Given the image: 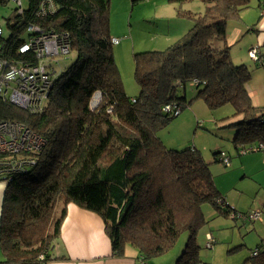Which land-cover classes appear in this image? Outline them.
Listing matches in <instances>:
<instances>
[{"label":"trees","instance_id":"trees-1","mask_svg":"<svg viewBox=\"0 0 264 264\" xmlns=\"http://www.w3.org/2000/svg\"><path fill=\"white\" fill-rule=\"evenodd\" d=\"M9 1L0 0V5ZM25 1L22 12L16 13L15 5L6 19L5 58L36 62L18 52L30 40L29 25L64 34L75 55L68 66H60L39 113L0 100V120L24 125L45 141L35 154L12 156V165L5 162L8 155L0 157V184L5 185L0 264L68 260L52 257L68 203L101 218L112 257H122L130 246L142 264H151L186 233L185 248L174 264H205L196 238L205 222L202 205L223 216L239 213L218 192L199 151L170 149L157 134L200 99L211 112L230 105L232 117H241L231 125L237 155L260 152L251 149L264 146V106L254 104L247 89L251 73L232 62L225 42L228 23H239L251 0H199L204 12L194 19L186 15L192 26L175 44L161 52L134 54V97L125 94L113 58L110 40L116 37L109 28L108 0ZM95 93L99 101L91 108ZM220 153L214 154L216 161ZM58 199L62 205L54 218ZM245 262L264 264V239Z\"/></svg>","mask_w":264,"mask_h":264},{"label":"rangeland","instance_id":"rangeland-1","mask_svg":"<svg viewBox=\"0 0 264 264\" xmlns=\"http://www.w3.org/2000/svg\"><path fill=\"white\" fill-rule=\"evenodd\" d=\"M256 2L257 0H251L249 8L240 13L241 26L243 28L252 25L256 26L261 22V10L256 6ZM14 6L15 4L12 1H9L6 5H0V26L3 29L4 35L8 33L6 19L11 15ZM24 6H26V1L21 0L20 7ZM108 10L111 36L121 39V44L118 46L114 45L115 43L112 39L110 40V43L114 45L112 46L113 58L125 94L129 97H134L138 93V87L134 79V54L161 52L170 45L175 44L192 26V20L186 18V15H191L192 19L197 16L199 17L204 12V5L199 0H138L134 4L130 0H108ZM177 13L185 15L178 16ZM232 24L233 22H229L227 25L225 39L227 43L229 40H232V36L236 32L235 29L232 30ZM250 38L252 37L249 34H245L244 37L240 38L238 43L230 48L231 60L236 58L246 64L249 60L255 63V60L249 56V51L253 49H250L251 45L254 46L256 44ZM219 45H222V43ZM74 55L75 53L72 51L65 58H57L59 65L65 68L73 61ZM259 56L260 60L261 58L264 59L261 53H259ZM260 66L264 65L260 64ZM260 66L252 68V72L255 73L257 70H263L264 67ZM192 98L193 95L191 94L189 99ZM232 114L233 109L230 105H225L211 112L202 100L196 99L191 103L189 109H186L179 116L175 117L167 127L160 130L157 134L162 143L170 149L179 150L194 147L199 151L203 161L209 166L216 187L219 185L221 190H218L228 199L234 194V184L243 183V180H239L241 175L230 174L234 166L225 167L220 160L216 161L214 154L218 152L230 154L232 163L233 161H238L240 158L236 155L232 146V139L236 128L231 127V125L238 122L241 117H232ZM197 123L199 126H197ZM61 205L62 200L58 199L54 210V218L57 217ZM208 205L204 204L201 207L203 216L205 207L214 209L211 205ZM232 218L236 219L235 217ZM204 220L205 222L199 227L196 234L197 243L200 247L201 261L209 264L210 256L215 254L217 260L212 264L231 262L234 256H237L241 252V249L232 250L231 246L229 248L231 251L227 252L228 249L220 241H222L221 238L238 237L237 228L234 227L233 220H229L232 226L226 225V218L223 215L213 218L206 215L204 216ZM216 223H218L216 228L209 231ZM206 231L210 232L213 239L210 246H207ZM185 244L186 233H181L169 250L153 258L150 263L174 264L179 259L182 250L185 248Z\"/></svg>","mask_w":264,"mask_h":264},{"label":"crops","instance_id":"crops-1","mask_svg":"<svg viewBox=\"0 0 264 264\" xmlns=\"http://www.w3.org/2000/svg\"><path fill=\"white\" fill-rule=\"evenodd\" d=\"M261 2H263L262 7L259 8L261 10V22L258 25L243 28L241 26V18L239 23L233 22L232 30L235 29L236 32L233 34L232 40H229L228 43L226 40V44L230 48L238 43L245 34H249L252 37L250 38L252 42L256 44L254 46L258 47L262 57H264V0ZM256 6L258 7V0ZM120 44L121 42L118 45ZM254 46L251 45L250 49L256 48ZM232 60L234 64H244L248 69H251L249 70L251 78L247 83L248 93L256 106L263 107L264 69L253 73L252 68L259 67L255 66L253 61L249 60L246 64L236 58ZM228 155L231 167L234 166L230 174L241 175L239 180H243V183L234 184V194L229 199L220 193L221 187L219 185H217L218 188L216 187L217 190L219 189L218 192L225 202L238 213L246 214L250 211H260L262 213V221L249 223L238 217L233 219L231 215L229 217L223 216L226 218V225L232 226L229 220H233L231 221L234 227L237 228L238 237L229 239L220 237L222 239L220 242L228 249L227 252L241 247V252L234 256L231 262L225 264H249L245 261L250 257V251L264 239V155L261 152L244 155L236 154L240 158L238 161H233V163L231 155ZM4 188L5 185L0 184V208ZM206 215L211 218L220 216L210 207L204 208V216ZM217 224H214L209 231L215 229ZM205 235L211 236L208 231L205 232ZM231 246L232 248L229 249ZM63 256L68 260H53L47 264H142L138 258L137 251L130 246H125L122 257H112L110 241L105 233L101 218L94 213L78 208L72 203L66 205V214L60 226L59 238L52 251L53 258ZM209 260L211 262L209 264H212L217 260V257L213 254ZM1 261H3V257L0 253Z\"/></svg>","mask_w":264,"mask_h":264},{"label":"built area","instance_id":"built-area-1","mask_svg":"<svg viewBox=\"0 0 264 264\" xmlns=\"http://www.w3.org/2000/svg\"><path fill=\"white\" fill-rule=\"evenodd\" d=\"M16 6V13L22 12L20 7L21 0H10ZM44 10V9H43ZM43 10H40L42 13ZM29 32V41L22 43L18 47L20 54H30L35 58V63L22 64L8 61L3 55L2 48L5 41V35L0 26V100L5 103L18 107L20 110L30 114L39 113L47 101L50 90L53 86L55 77L60 68L57 58H65L69 55V44L64 34L56 32H44L38 26L29 25L26 28ZM114 45L119 43V39L112 38ZM258 48L249 51V56L255 63L264 65V59L261 58ZM261 61V62H260ZM99 101V94L95 93L91 98L89 105L94 108ZM166 110L168 107L165 108ZM176 113V112H175ZM177 115V113H176ZM45 141L38 134L34 133L24 125L0 120V157L8 155L5 159L7 165H12L11 160L14 155L20 153H37L43 147ZM251 151H260L264 155V146L252 148ZM220 161L228 165V158L225 153H220ZM3 160V159H2ZM3 162H0L2 165ZM4 184V183H2ZM246 220H262L261 213L252 211L246 214L231 215ZM208 244L213 242L211 236L207 235ZM210 248V247H209Z\"/></svg>","mask_w":264,"mask_h":264}]
</instances>
